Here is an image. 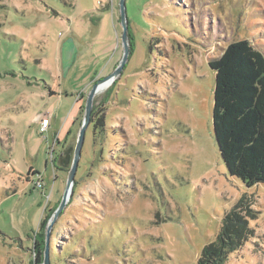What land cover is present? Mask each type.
<instances>
[{"label": "rangeland", "instance_id": "374dc122", "mask_svg": "<svg viewBox=\"0 0 264 264\" xmlns=\"http://www.w3.org/2000/svg\"><path fill=\"white\" fill-rule=\"evenodd\" d=\"M110 2L0 0V264H39V224L69 172L52 159L75 149L78 99L86 104L122 58L119 0ZM126 3L134 50L96 96L104 131L87 129L72 197L50 232L51 264H197L243 194L258 211L255 233L226 264H264V184L248 187L221 156L209 64L241 39L264 52V0ZM39 114L51 117L48 132Z\"/></svg>", "mask_w": 264, "mask_h": 264}, {"label": "trees", "instance_id": "16d2710c", "mask_svg": "<svg viewBox=\"0 0 264 264\" xmlns=\"http://www.w3.org/2000/svg\"><path fill=\"white\" fill-rule=\"evenodd\" d=\"M130 38L131 56L134 50L131 27ZM209 64L216 75L213 119L221 156L230 174L248 187L264 184V52L250 40L241 39L230 43ZM80 95L85 97L84 92ZM81 101L79 98L80 104ZM84 107L85 104L80 105V109ZM91 122L94 130L104 131V117L98 114L96 98ZM73 155L74 148L70 146L57 158L53 157L52 163L69 171ZM253 203L250 195L243 194L225 213L219 233L204 246L197 264H226L230 255L254 235L250 220L258 216V211ZM56 208L46 212L39 224L34 246L39 264L44 261L47 225Z\"/></svg>", "mask_w": 264, "mask_h": 264}, {"label": "water", "instance_id": "95a60500", "mask_svg": "<svg viewBox=\"0 0 264 264\" xmlns=\"http://www.w3.org/2000/svg\"><path fill=\"white\" fill-rule=\"evenodd\" d=\"M119 10H120V22L122 25V34H121V41H122V48H123L122 58L119 61L116 68L107 76L98 79L92 85V87L90 88L88 92L86 104H85V113L83 116L82 124L80 126L77 143L74 149L72 165L68 172L66 187H65L62 199L59 205L57 206V208L55 209L54 213L52 214L48 222V225H47L46 247H45L43 264H51L50 247H49L50 232L55 222L57 221V219L63 212V210L68 205L72 197V194H73L75 178H76V174L78 171L80 159L82 156V150L85 144L86 132H87L89 125L91 124L92 111L94 107L95 98L100 93L99 90L102 84L108 82L110 83V86H112L113 83L119 78L131 54L130 21H129L128 14H127L126 0H119Z\"/></svg>", "mask_w": 264, "mask_h": 264}, {"label": "crops", "instance_id": "0c3cea01", "mask_svg": "<svg viewBox=\"0 0 264 264\" xmlns=\"http://www.w3.org/2000/svg\"><path fill=\"white\" fill-rule=\"evenodd\" d=\"M111 2H112V5H111V7L110 6H107L106 8H111L112 10H113V8L115 7L114 6V0H111ZM110 2V3H111ZM118 8H119V6H118ZM115 11V10H114ZM100 16V15H99ZM117 20L120 22V10L118 9V16H117ZM99 22V23H98ZM98 22H97V24H98V27H100L101 26V22H102V16H100L99 18H98ZM131 34L133 35V31H132V29H131ZM71 41H73L72 39H71ZM66 42H68V40L67 39H65V40H63L62 41V47L65 45V43ZM121 46H122V44L120 43V46L118 47V48H120L119 50L121 51ZM123 49V48H122ZM62 48H60V51H59V53L60 54H62ZM119 51V52H120ZM120 55V54H119ZM62 57H63V54H62ZM118 58H119V56H118ZM117 58V59H118ZM116 59V60H117ZM115 69V66H113V68H112V70H114ZM60 74H62V75H64L65 74V69L63 70V68H62V70L60 69V72H59ZM60 76V75H59ZM99 76H101V75H99ZM96 79V77H95V73H94V75L90 78V80H91V82L92 81H94ZM90 82V83H91ZM90 83H88V85L90 84ZM87 85V86H88ZM64 92H62V94H63ZM78 99V98H77ZM79 103V102H78ZM81 105V104H80ZM80 105L78 106L79 107V109H80ZM78 112H79V110H77L76 112H75V115L72 117V119H73V121H72V124H73V122H74V120H75V117L77 116V114H78ZM50 126H51V124H50ZM50 128V127H49ZM71 128V127H70ZM58 134V133H57ZM55 135V137H58V135ZM60 140V139H59Z\"/></svg>", "mask_w": 264, "mask_h": 264}, {"label": "built area", "instance_id": "2783aa9c", "mask_svg": "<svg viewBox=\"0 0 264 264\" xmlns=\"http://www.w3.org/2000/svg\"><path fill=\"white\" fill-rule=\"evenodd\" d=\"M36 120L39 123L40 132L41 133L48 132V129H49L50 124H51V117L50 116H46V115L39 114L37 116ZM56 141H57V137H56ZM39 185L41 186V183L40 182H39Z\"/></svg>", "mask_w": 264, "mask_h": 264}, {"label": "bare ground", "instance_id": "6f19581e", "mask_svg": "<svg viewBox=\"0 0 264 264\" xmlns=\"http://www.w3.org/2000/svg\"><path fill=\"white\" fill-rule=\"evenodd\" d=\"M110 87V83L106 82L101 85L99 92H102Z\"/></svg>", "mask_w": 264, "mask_h": 264}]
</instances>
